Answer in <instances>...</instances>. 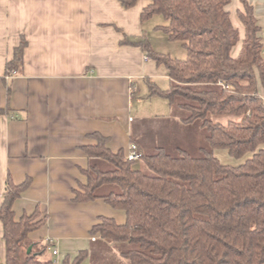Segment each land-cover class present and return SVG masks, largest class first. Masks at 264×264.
Segmentation results:
<instances>
[{
    "label": "trees",
    "instance_id": "trees-1",
    "mask_svg": "<svg viewBox=\"0 0 264 264\" xmlns=\"http://www.w3.org/2000/svg\"><path fill=\"white\" fill-rule=\"evenodd\" d=\"M119 1L130 9L140 0ZM241 2L244 38L237 58L232 52L241 36L228 10L230 0H149L141 13L142 22L162 16L166 25L159 29L187 51V58L178 60L155 52L148 40L134 42L166 68L171 80L168 90L150 82V96L164 97L186 112L183 125L200 120L207 130L201 156L181 147L176 155L164 147L149 154L133 139L144 171L127 160L124 149L112 151L109 138L88 136L96 144L83 148L89 166L83 170L86 182L73 190L74 201L103 200L125 214L124 223L100 217L90 235L98 242L129 244L122 256L130 264H264V35L254 7ZM26 46L23 39L7 74L21 73ZM9 112L0 109V117ZM217 150L243 162L223 164ZM103 161L113 168L103 170ZM31 182L8 181L0 207L6 246L0 264H55L46 257L52 245L30 238L48 217L37 210L17 219L13 210ZM89 257L82 250L62 264H84Z\"/></svg>",
    "mask_w": 264,
    "mask_h": 264
},
{
    "label": "crops",
    "instance_id": "crops-1",
    "mask_svg": "<svg viewBox=\"0 0 264 264\" xmlns=\"http://www.w3.org/2000/svg\"><path fill=\"white\" fill-rule=\"evenodd\" d=\"M246 1L254 7L263 36L264 0ZM148 4L140 0L126 9L119 0H0V109H10L0 117V207L9 179L20 185L30 178L13 210L17 219L37 210L48 217L30 238L53 239L58 253L50 250L49 255L61 264L67 256L91 252L98 241L90 230L100 217L125 222V214L103 200L75 202L73 190L86 182L89 158L83 148L96 144L88 136L99 133L109 138L112 151H126L139 117L134 112L140 104L137 90H146L143 82L149 85L163 72L143 46L134 44L150 40L144 27L154 17L141 20ZM242 9L241 0H230L228 10L241 36L235 58L244 38L238 17ZM159 25L154 32L166 24ZM23 39V69L7 74ZM151 97L159 100L157 117H170L173 107L162 101L167 99ZM215 154L219 159L229 155L225 150ZM5 257L0 221V259Z\"/></svg>",
    "mask_w": 264,
    "mask_h": 264
},
{
    "label": "rangeland",
    "instance_id": "rangeland-1",
    "mask_svg": "<svg viewBox=\"0 0 264 264\" xmlns=\"http://www.w3.org/2000/svg\"><path fill=\"white\" fill-rule=\"evenodd\" d=\"M152 24H154V27ZM159 24H166L164 18L162 16H155L151 22L144 27L149 31L150 40L148 41L152 49L157 53L168 55L173 59H186L187 51L180 41L170 40L163 30L158 32L153 31V28L160 26ZM241 29L242 27L240 30ZM143 40L145 41L146 39L140 41ZM160 67V69L165 72V75L161 72L160 76L155 77L153 81L160 86L161 90H168L171 87V83L166 76L167 70L163 65H160ZM153 81L151 82L154 83ZM143 83L144 87L146 86L147 88L146 90L140 89L139 92L137 90V97L140 98L137 99V103L140 104L136 106L138 108L134 110L135 113L138 112L139 116L134 124L135 141L139 142L140 146H146L147 148H145V150H148L149 154L157 152L159 147H164L169 153L176 155V149L181 147L188 150L193 156H201V148L207 146V130L203 128L202 122L198 120L189 126L180 124L179 119L186 116L187 113L179 106H174L172 108L170 117H157L159 114L156 110L158 104L155 101L159 100H156L157 98L152 99L150 94L145 97V95L148 94L149 85L146 82ZM260 92L264 97V88L262 86H260ZM162 101H165L167 105H169L168 100L163 99ZM213 120L215 122L226 123L229 118L213 117ZM225 157L226 158L221 157L220 159L223 164L237 166L243 162L232 158L230 155ZM227 157L230 160H227ZM135 167L146 171V167L142 161H137ZM101 168L103 170H111L113 166L103 161ZM93 246L94 247L90 250V257L84 264H130V262L122 256V252L132 248L129 244H108L99 241L98 243H94ZM53 260L55 264H61L58 261L59 258L56 256H53Z\"/></svg>",
    "mask_w": 264,
    "mask_h": 264
},
{
    "label": "built area",
    "instance_id": "built-area-1",
    "mask_svg": "<svg viewBox=\"0 0 264 264\" xmlns=\"http://www.w3.org/2000/svg\"><path fill=\"white\" fill-rule=\"evenodd\" d=\"M126 158L129 161H139L142 158V152L136 144L131 143L128 146L126 150ZM46 241L52 245V250H53L54 255H57L58 251L55 247L54 240L51 238H48L46 239Z\"/></svg>",
    "mask_w": 264,
    "mask_h": 264
},
{
    "label": "water",
    "instance_id": "water-1",
    "mask_svg": "<svg viewBox=\"0 0 264 264\" xmlns=\"http://www.w3.org/2000/svg\"><path fill=\"white\" fill-rule=\"evenodd\" d=\"M31 251V249H29V252Z\"/></svg>",
    "mask_w": 264,
    "mask_h": 264
}]
</instances>
